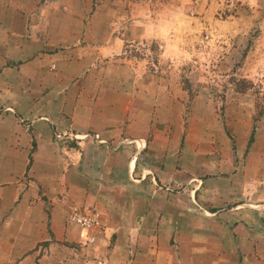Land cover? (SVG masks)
<instances>
[{"label":"crops","instance_id":"crops-1","mask_svg":"<svg viewBox=\"0 0 264 264\" xmlns=\"http://www.w3.org/2000/svg\"><path fill=\"white\" fill-rule=\"evenodd\" d=\"M68 1L0 0V264H57L54 247L60 243L82 248L76 264H196L166 257L167 231L178 238L184 213L192 209L177 191L190 187L182 179V137L169 136L160 111L143 106L107 70L89 66L94 53L71 50ZM55 130L98 134L105 143L58 142ZM258 132L262 162L251 170L255 188L262 190L263 126ZM223 170H230L229 162ZM225 179L222 205L207 202L208 220L212 226L215 218L227 221L221 232L231 248V218L239 225L247 218L256 223L259 213L243 214L241 203L233 215L224 213L236 189L230 176ZM207 187L209 197L214 189ZM74 210L96 212L106 237L82 246L83 232L68 223ZM248 232L260 236L255 251L261 260L255 264H264V231ZM115 235L126 236V246L115 243ZM215 246L213 240L202 251L209 255L206 264H215ZM130 248L133 259L124 255ZM49 249L50 257L42 252Z\"/></svg>","mask_w":264,"mask_h":264},{"label":"rangeland","instance_id":"rangeland-1","mask_svg":"<svg viewBox=\"0 0 264 264\" xmlns=\"http://www.w3.org/2000/svg\"><path fill=\"white\" fill-rule=\"evenodd\" d=\"M68 2L74 36L71 50L94 53L89 66L107 70L108 77L139 95L143 106L160 111L169 136L182 137V179L190 187L177 191L192 209L184 213V229L178 231V238L174 231H167L166 257L206 264L209 255L202 251L214 240L215 264L260 261L255 251L260 236L248 231H264V187L255 188L251 170L262 162L255 143L264 128V0ZM175 117L176 125L172 123ZM224 161L230 163V170H223ZM229 176L236 189L224 213L233 215L239 203L243 214L254 217L259 213L256 223L247 218L239 225L238 219L231 218L230 244L241 243L238 252L223 242L226 236L221 231L227 221L215 218L212 226L208 220L212 208L207 202L222 205L223 180ZM209 183L214 192L208 197ZM195 185H201L197 192ZM208 231H214V236L207 235ZM95 235L94 244H85L82 238L81 245H95L106 237V231ZM113 241L126 246V236L115 235ZM42 246L45 249L48 244ZM82 251L74 244L54 247L57 264L66 259L76 264ZM42 252L50 257L53 251ZM124 255L133 259L136 253L130 248ZM51 263L47 259L45 264Z\"/></svg>","mask_w":264,"mask_h":264},{"label":"built area","instance_id":"built-area-1","mask_svg":"<svg viewBox=\"0 0 264 264\" xmlns=\"http://www.w3.org/2000/svg\"><path fill=\"white\" fill-rule=\"evenodd\" d=\"M55 139L58 142H83L88 141L89 139H93L100 144H104L105 142L100 138L98 134H78L73 132L61 131L58 132L55 130ZM68 223L70 225L76 226L80 228L83 232V240L85 244L92 245L96 242L95 232L101 231L102 229V221L100 216L91 210L80 212L74 210L69 218Z\"/></svg>","mask_w":264,"mask_h":264}]
</instances>
